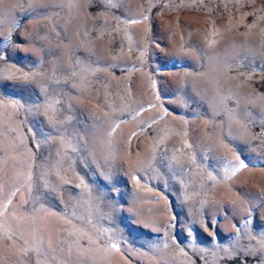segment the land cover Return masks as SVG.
<instances>
[{
    "label": "rangeland",
    "instance_id": "obj_1",
    "mask_svg": "<svg viewBox=\"0 0 264 264\" xmlns=\"http://www.w3.org/2000/svg\"><path fill=\"white\" fill-rule=\"evenodd\" d=\"M0 264H264V0H0Z\"/></svg>",
    "mask_w": 264,
    "mask_h": 264
},
{
    "label": "snow or ice",
    "instance_id": "obj_2",
    "mask_svg": "<svg viewBox=\"0 0 264 264\" xmlns=\"http://www.w3.org/2000/svg\"><path fill=\"white\" fill-rule=\"evenodd\" d=\"M244 166H246V165H244L243 163H241V167H244Z\"/></svg>",
    "mask_w": 264,
    "mask_h": 264
}]
</instances>
